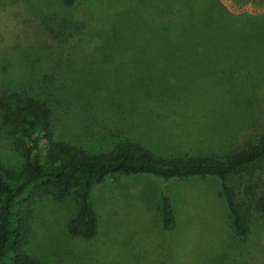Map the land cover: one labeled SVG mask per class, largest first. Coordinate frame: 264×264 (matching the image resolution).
<instances>
[{
  "label": "rangeland",
  "instance_id": "374dc122",
  "mask_svg": "<svg viewBox=\"0 0 264 264\" xmlns=\"http://www.w3.org/2000/svg\"><path fill=\"white\" fill-rule=\"evenodd\" d=\"M221 2L231 14L264 12V2ZM133 8L131 0H74L72 5L0 0V33L15 29L29 12L57 36L56 44L44 47L0 45V87L8 93L25 89L23 101L34 96L47 100L56 139L89 154L110 152L118 141L128 140L162 162L227 161L264 144L263 65L244 64L224 79L233 56L211 52L200 56L203 69L198 71H183L167 59L156 61L162 69L153 72L150 56L126 45L147 31L135 22L121 51H104L115 47L112 41L105 45V35L121 34ZM21 32L18 45L33 43ZM245 54L264 61V48L238 55ZM164 69L169 71L163 74ZM18 133L0 123V161L13 171L25 163ZM260 170L249 167L228 179L238 202L246 199L243 189L250 174ZM165 195L175 217L169 232L160 218ZM91 196L98 228L90 239L68 232L78 209L74 191L63 200L36 196L24 253L38 264H264V216L249 209L248 231L238 237L217 178L163 181L141 173L114 175L97 184Z\"/></svg>",
  "mask_w": 264,
  "mask_h": 264
},
{
  "label": "trees",
  "instance_id": "16d2710c",
  "mask_svg": "<svg viewBox=\"0 0 264 264\" xmlns=\"http://www.w3.org/2000/svg\"><path fill=\"white\" fill-rule=\"evenodd\" d=\"M62 1L66 5L74 3V0ZM221 1L131 0L135 8L121 24V34L104 37L105 45L112 41L110 44L116 48L107 46L103 50L121 51L129 37L128 29L135 22L142 23L147 31L140 39L126 45L150 56L153 72L162 69L156 61L167 59L171 63L178 62L183 71H198L199 67L203 69L199 64L200 56L211 52H228L233 56L229 68L226 66L224 79L225 74L228 77L235 75L245 67L244 64L264 67L261 56L238 55L244 50L252 51L255 46L259 50L264 48V12L255 15L231 14ZM27 15V19L18 22L15 29H10L7 34L0 33V45L36 48L57 43V36L41 20L29 12ZM21 31H25L26 39L30 35L33 43L18 45L17 41H21L23 34ZM164 70L163 74L169 71ZM24 91L8 93L0 87V123L19 129L18 136L25 153V163L18 171L5 167L0 161V264H38L35 258L24 253L29 234L28 214L38 195L50 194L57 200H63L74 191L78 209L68 223V232L83 239L93 238L97 233L98 221L91 204V194L97 184L114 175L141 173L163 181L192 177L217 178L238 237L245 236L248 231L249 209L264 216V167H260L264 160V144L237 152L227 161L202 158L162 162L149 149L128 140L118 141L110 152L89 154L81 147L57 140L48 101L35 96L23 101L20 95ZM249 167L261 170L256 175L254 172L250 174L243 189L246 199L238 202V192L228 184V179ZM160 210L162 228L169 232L175 225L169 195L163 196Z\"/></svg>",
  "mask_w": 264,
  "mask_h": 264
}]
</instances>
